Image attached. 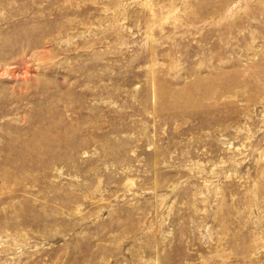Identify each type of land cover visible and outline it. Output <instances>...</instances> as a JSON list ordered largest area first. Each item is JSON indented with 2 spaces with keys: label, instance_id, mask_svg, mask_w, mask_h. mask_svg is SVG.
I'll return each instance as SVG.
<instances>
[{
  "label": "rangeland",
  "instance_id": "1",
  "mask_svg": "<svg viewBox=\"0 0 264 264\" xmlns=\"http://www.w3.org/2000/svg\"><path fill=\"white\" fill-rule=\"evenodd\" d=\"M0 264H264V0H0Z\"/></svg>",
  "mask_w": 264,
  "mask_h": 264
}]
</instances>
